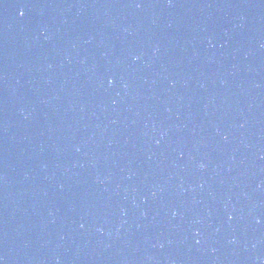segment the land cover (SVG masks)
Returning a JSON list of instances; mask_svg holds the SVG:
<instances>
[{
  "label": "water",
  "instance_id": "1",
  "mask_svg": "<svg viewBox=\"0 0 264 264\" xmlns=\"http://www.w3.org/2000/svg\"><path fill=\"white\" fill-rule=\"evenodd\" d=\"M0 264H264V0H0Z\"/></svg>",
  "mask_w": 264,
  "mask_h": 264
},
{
  "label": "snow or ice",
  "instance_id": "2",
  "mask_svg": "<svg viewBox=\"0 0 264 264\" xmlns=\"http://www.w3.org/2000/svg\"><path fill=\"white\" fill-rule=\"evenodd\" d=\"M20 15H21V16H23V15H24V13H23V12H21V13H20Z\"/></svg>",
  "mask_w": 264,
  "mask_h": 264
}]
</instances>
